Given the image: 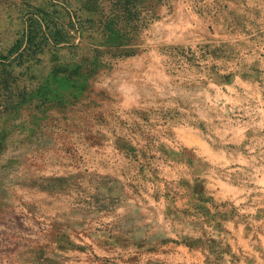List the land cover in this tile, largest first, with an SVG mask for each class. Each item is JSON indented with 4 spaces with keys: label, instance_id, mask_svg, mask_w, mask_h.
<instances>
[{
    "label": "rangeland",
    "instance_id": "rangeland-1",
    "mask_svg": "<svg viewBox=\"0 0 264 264\" xmlns=\"http://www.w3.org/2000/svg\"><path fill=\"white\" fill-rule=\"evenodd\" d=\"M0 264H264V0H0Z\"/></svg>",
    "mask_w": 264,
    "mask_h": 264
},
{
    "label": "trees",
    "instance_id": "trees-1",
    "mask_svg": "<svg viewBox=\"0 0 264 264\" xmlns=\"http://www.w3.org/2000/svg\"><path fill=\"white\" fill-rule=\"evenodd\" d=\"M125 1H130V0H125ZM126 5H128V3H126ZM46 34V33H45ZM46 36V35H45Z\"/></svg>",
    "mask_w": 264,
    "mask_h": 264
}]
</instances>
